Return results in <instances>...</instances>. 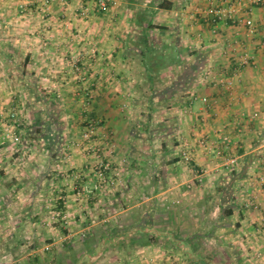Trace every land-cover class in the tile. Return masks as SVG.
I'll return each instance as SVG.
<instances>
[{
  "label": "crops",
  "instance_id": "crops-1",
  "mask_svg": "<svg viewBox=\"0 0 264 264\" xmlns=\"http://www.w3.org/2000/svg\"><path fill=\"white\" fill-rule=\"evenodd\" d=\"M230 3L235 22L200 13ZM88 116L122 173L82 201ZM263 155L264 0H0V264H264Z\"/></svg>",
  "mask_w": 264,
  "mask_h": 264
},
{
  "label": "built area",
  "instance_id": "built-area-1",
  "mask_svg": "<svg viewBox=\"0 0 264 264\" xmlns=\"http://www.w3.org/2000/svg\"><path fill=\"white\" fill-rule=\"evenodd\" d=\"M52 0H44V5H47ZM62 2H68L69 0H60ZM94 2V6L96 10H103L106 9L110 3L115 4L116 0H89ZM263 0H248V4H258L261 3ZM241 6L240 4L230 3L227 6H209L207 8H204L200 11L205 17V21L212 24L217 25L221 21H230L235 22L237 20L238 12L240 11ZM82 14H87L88 9L87 7L81 8ZM245 27H246V33L247 35H251L255 32L254 24L251 18H246L244 21ZM78 61H73L72 63V73L76 75V78L80 83H84L87 81V76L83 69L78 65ZM250 63V57L248 53H243L238 61V64L240 66H246ZM217 81L221 82L222 84L231 85L232 81L230 79H217ZM204 100H206L204 98ZM90 103L89 100L83 103V109L84 112H87L89 110ZM16 123L12 128H6V137H9L11 141L14 143L20 142L21 138L20 135L16 132L15 128L19 127L21 124V121H19L16 113L13 114ZM101 125V119L97 117H87L86 123L83 125V128L80 132L79 138L72 142L73 147L82 150V152L92 154L95 157L96 164L94 166L93 172L95 175V181L92 185H88L86 183H82L79 185V188L76 189V199L85 201L88 200L89 197L94 196L98 194L99 192H105L106 190H111L114 188L118 182L119 177L122 173V166L121 164L112 163L109 160L102 159V146L100 143H98V127ZM230 141V138L228 135H224L221 137V143L224 145L227 144ZM201 144L207 149V150H213L216 155H224L223 147H215L214 149L209 146L207 143V140L202 139ZM105 147L107 149H110V145L108 142L105 143ZM112 149V148H111ZM181 157L185 161L192 160L191 153L185 149L183 150ZM237 158L234 156H225V162L224 166L227 169L233 168V166L236 164ZM261 168L264 171V155L261 159ZM80 177V176H78ZM64 210H60L56 213V216L58 219L67 222V216L64 214ZM146 264H153L151 262H148Z\"/></svg>",
  "mask_w": 264,
  "mask_h": 264
},
{
  "label": "trees",
  "instance_id": "trees-1",
  "mask_svg": "<svg viewBox=\"0 0 264 264\" xmlns=\"http://www.w3.org/2000/svg\"><path fill=\"white\" fill-rule=\"evenodd\" d=\"M159 7H161V8H169V7H171V5L170 4H167L166 2H161L159 5H158ZM149 27H152V26H149ZM145 48H146V50H145V55H146V59H148L149 58V54L150 53H152V48H149L147 45L145 46ZM151 58V57H150ZM231 210H229V209H227L226 211H225V216L226 217H228V216H230L231 215Z\"/></svg>",
  "mask_w": 264,
  "mask_h": 264
},
{
  "label": "rangeland",
  "instance_id": "rangeland-1",
  "mask_svg": "<svg viewBox=\"0 0 264 264\" xmlns=\"http://www.w3.org/2000/svg\"><path fill=\"white\" fill-rule=\"evenodd\" d=\"M67 220H68V217H67ZM63 223H64V221H63ZM65 224H67V223H65Z\"/></svg>",
  "mask_w": 264,
  "mask_h": 264
}]
</instances>
